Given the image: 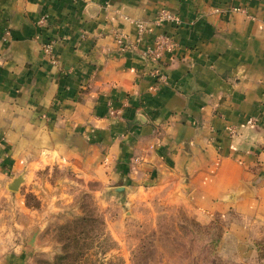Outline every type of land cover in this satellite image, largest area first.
<instances>
[{
	"label": "crops",
	"instance_id": "1",
	"mask_svg": "<svg viewBox=\"0 0 264 264\" xmlns=\"http://www.w3.org/2000/svg\"><path fill=\"white\" fill-rule=\"evenodd\" d=\"M50 163L115 199L231 214L236 241L264 228V0H0V195L26 213L0 231V264L33 259L21 185Z\"/></svg>",
	"mask_w": 264,
	"mask_h": 264
},
{
	"label": "rangeland",
	"instance_id": "2",
	"mask_svg": "<svg viewBox=\"0 0 264 264\" xmlns=\"http://www.w3.org/2000/svg\"><path fill=\"white\" fill-rule=\"evenodd\" d=\"M27 181L21 185L24 201L37 207L42 226L30 264H264L258 249L264 251V228L236 241L224 234L231 214L201 221L157 192L115 199L97 181L57 163L35 170ZM13 202L0 195L3 233L26 216L8 208ZM82 216L86 220H78ZM58 254H64L61 263Z\"/></svg>",
	"mask_w": 264,
	"mask_h": 264
},
{
	"label": "built area",
	"instance_id": "3",
	"mask_svg": "<svg viewBox=\"0 0 264 264\" xmlns=\"http://www.w3.org/2000/svg\"><path fill=\"white\" fill-rule=\"evenodd\" d=\"M241 10L244 11L245 8H241ZM171 17H172V15L170 13H168V12H165V11H160L159 14H158V20H162L164 18H171ZM36 21H37V24L39 26L44 25L45 22H46V15L45 14H41L37 18ZM136 25H137L138 30L141 31L142 28H143L142 22H137ZM116 40L118 42H124L125 41L124 37L122 35H120V34L116 35ZM52 43H53L52 40H48V41L44 42L42 44L43 51L46 52V53L50 52ZM166 46H169L168 39H167V37L165 35H162L155 41L154 46L148 50V53L150 55H152V56H159L162 48L166 47ZM152 73H153V75H157V77H160V75H158L156 72H152Z\"/></svg>",
	"mask_w": 264,
	"mask_h": 264
},
{
	"label": "water",
	"instance_id": "4",
	"mask_svg": "<svg viewBox=\"0 0 264 264\" xmlns=\"http://www.w3.org/2000/svg\"><path fill=\"white\" fill-rule=\"evenodd\" d=\"M22 180H23V176L21 174H19V175L15 176L14 178H12L8 187L11 190H17L19 188V185H20ZM116 190H121V188H117Z\"/></svg>",
	"mask_w": 264,
	"mask_h": 264
},
{
	"label": "trees",
	"instance_id": "5",
	"mask_svg": "<svg viewBox=\"0 0 264 264\" xmlns=\"http://www.w3.org/2000/svg\"><path fill=\"white\" fill-rule=\"evenodd\" d=\"M27 205H34V204H29L28 202H26ZM78 220H86V216H82L81 218H79ZM258 249L263 252L262 255L264 256V251H263V247L262 246H258ZM62 258H64V254H58L55 258V261H58L57 263H61L62 262ZM63 264V263H62Z\"/></svg>",
	"mask_w": 264,
	"mask_h": 264
}]
</instances>
